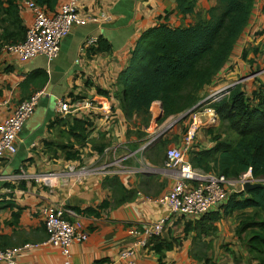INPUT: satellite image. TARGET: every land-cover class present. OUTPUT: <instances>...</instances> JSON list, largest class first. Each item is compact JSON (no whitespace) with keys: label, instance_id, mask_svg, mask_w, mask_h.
I'll list each match as a JSON object with an SVG mask.
<instances>
[{"label":"crops","instance_id":"crops-1","mask_svg":"<svg viewBox=\"0 0 264 264\" xmlns=\"http://www.w3.org/2000/svg\"><path fill=\"white\" fill-rule=\"evenodd\" d=\"M217 5L218 0H198L194 13L182 16L177 11V0H85L82 4L84 12L104 10L112 14L113 19L100 24L89 22L74 26L62 40L60 53L54 60L49 61L39 55L24 61L13 53L0 50V122L12 113L16 105L35 93V84L29 88L23 86L31 73L40 70L46 72L48 77L47 83L40 89L45 93L40 97L34 115L27 120L18 135L16 154L0 161V197L11 200L22 209L17 224H11V214L18 207L0 210V234L6 237L3 241L8 243V247L21 248L15 254L18 262L60 264L62 261L61 250L48 242V232L40 211L44 205L53 203H64L74 210L76 215L71 220L80 221L82 228L89 234L87 240L73 243L71 259L74 264H122L123 261L117 259L118 253L143 237L130 231L142 229L163 216H168V220L160 236L136 248L133 258L139 264H214L213 249L226 248V244L222 247L221 238H217L226 225H230L225 228H228L232 239L240 243L245 238V234L241 237L236 234L239 221L232 222V218L238 214L236 212L217 223V234L203 237L199 241L200 245H197L194 232L185 233V224L196 219L173 214L168 206L155 201L170 192L177 182L174 168L166 166V152L170 147L183 146L184 129L188 127L190 117L171 126L166 132L173 130L168 135L169 139L160 146L159 137L156 138L158 134L183 114L170 116L163 123H158L163 115L160 101H155L151 106L152 117L148 127L143 126L141 117L127 118L115 98L110 100L117 115L110 121L97 109L83 108L75 113L60 115L56 107L60 99L72 101L70 93L102 97L96 92L98 86L114 92L117 89L114 85L116 78L128 65L131 51L145 29L158 22H167L172 26L189 25L200 17L207 18L208 10ZM21 14L28 27L32 22V11L22 7ZM88 35L104 37L112 44V51L81 53V44ZM244 48H248V58L255 57L257 64L254 68L260 67V72L252 75L253 72L247 83H238L255 87L257 79L264 80V0L255 1L238 52L207 88L205 95L229 84L227 82L237 74L251 73L249 61L242 58ZM254 48L259 50L257 55ZM222 75L223 81L219 82ZM68 115H85L91 119L94 130L92 137L96 144L108 142L103 154L92 149L91 145L84 147L81 149L83 161L80 164L75 160H67L60 149L54 151V145H46L45 140L53 141L54 144L67 142V137L60 135V127L51 129L49 124L57 117ZM199 130L191 150L214 145L211 134L207 132L209 129L205 130L207 134ZM102 133H105V137H101ZM144 133L147 135H142ZM111 154L114 158L112 171L98 173L96 169ZM70 166H75V170L85 168L88 171L72 173L69 172ZM20 169L32 177L54 173V184L49 186L31 178L26 181V189H21L17 182L9 178ZM104 201L107 205L103 208L101 205ZM88 207L97 210L77 211ZM154 239L168 242L171 249L164 248L158 253L151 247ZM209 242L212 246L206 250L205 246ZM197 250H200L202 259H198ZM249 255L245 245H235L228 250L230 259L226 264H253L255 261Z\"/></svg>","mask_w":264,"mask_h":264},{"label":"trees","instance_id":"trees-1","mask_svg":"<svg viewBox=\"0 0 264 264\" xmlns=\"http://www.w3.org/2000/svg\"><path fill=\"white\" fill-rule=\"evenodd\" d=\"M35 1L51 12L57 10L62 0ZM197 1L177 0L178 13L182 16L193 14ZM255 1L218 0V5L208 10L207 18L200 17L195 23L172 26L167 22H158L148 27L137 39L128 65L119 72L114 84L117 89L110 92L98 86L97 94L115 98L127 118L141 117V123L146 127L149 126L152 117L150 109L155 101H160L163 110L158 123H163L170 116L187 112L208 95H205L207 88L238 52L243 34L250 23ZM21 9L20 0H0V50L5 44L19 43L25 39L27 24ZM111 51L112 44L100 36L98 43L90 47L86 54ZM258 52V48H254L256 55ZM247 55L248 48H244L242 58L249 61L253 73L257 68H254L257 60L255 57L248 58ZM47 81V73L39 70L31 73L23 86L29 88L35 84L34 90L37 92ZM257 81L255 87L237 83L229 89V94L210 104L217 115L227 122L228 129L238 137L231 141L222 140L221 134H215L213 129L207 130L214 145L209 148L190 149L188 157L193 166L206 172L223 174L228 178H239L249 170L254 179L264 178V80ZM248 89L251 93L247 92ZM69 97L72 102L75 99L88 98L74 93H70ZM112 106L113 112L107 121L117 115L113 104ZM101 114L104 117L102 112ZM189 115L181 121L186 120ZM188 120L190 121V118ZM56 126L60 127V135L67 137V142L54 144L53 141L45 140V143L47 146L54 145V151L60 149L69 161L75 160L81 164V149L89 145L99 154H103L108 147V142L96 144L92 137L93 122L85 115L57 117L49 124V128L54 129ZM62 126L64 128H61ZM172 131L158 138L160 146L165 145ZM104 135L105 133L101 134V137H105ZM18 185L19 188L26 189L27 182L22 181ZM106 205L104 201L101 207ZM7 207L14 209L18 206L11 200L0 197V210ZM96 210L93 207L77 209L78 212ZM21 212L20 207L18 210H12L11 224L18 223ZM236 212L239 218L237 236L245 234V246L255 261L253 264H264L263 188H255L249 192H233L218 209L195 221L187 222L185 233L194 232V240L200 245L199 241L203 237L217 234V223L220 220L231 217ZM5 238L0 234L2 248L8 247V243L3 241ZM151 243V247L158 253L164 248L171 249V244L166 241L154 239ZM211 246V242L207 243L206 250ZM196 252H199L198 259H202L200 250Z\"/></svg>","mask_w":264,"mask_h":264},{"label":"built area","instance_id":"built-area-1","mask_svg":"<svg viewBox=\"0 0 264 264\" xmlns=\"http://www.w3.org/2000/svg\"><path fill=\"white\" fill-rule=\"evenodd\" d=\"M84 1L62 0L56 11L48 12L35 0H21V6L32 11V22L27 27L26 37L23 41L5 44L2 49L15 54L24 61L39 55L45 56L49 61L54 60L60 53L62 40L71 32L74 26H83L89 22L100 24L113 19L112 14L104 10L96 13L84 12L82 9ZM98 40V36L88 35L81 44L80 52L86 54L90 47L98 43ZM232 86H224L211 91L204 98L206 101L203 105L204 107L209 105L210 108L205 110H198V108L190 113V123L184 134L183 146L170 147L166 152V166L174 168L177 174V182L170 192L155 201L168 206L173 214H182L191 219H199L223 205L233 191L231 187L236 185L235 182L223 174L206 172L193 166L187 156L199 128L203 125L213 124L218 119L215 109L210 104L225 96ZM44 93V90L35 92L28 99L16 105L12 113L0 122V161L16 154L18 135L27 120L34 115L39 99ZM56 107L60 115L75 113L83 108H91L99 109L104 117L108 119L113 112L111 100L105 96L75 99L73 102L69 99H60L57 101ZM113 160H110V162L105 160L96 171L104 174L111 172V167L114 165ZM81 170L88 171L85 168L75 170V166L69 167V172L72 173L81 172ZM248 173L252 174L251 170ZM55 176L54 173L47 172L32 177L24 169H20L19 172H15L9 178L17 183L34 178L40 183L52 186ZM246 180H248L247 175L244 176L242 183L244 184ZM40 211L48 232V242L61 250L63 259L60 264H74L71 259L73 243L85 241L89 235L82 228L80 221L71 220L76 212L64 203L47 204ZM167 220L168 216H163L146 224L142 229H132L131 233L143 237L132 246L119 252L117 259L123 261L122 264H139L133 258L136 248L147 245L151 238L160 236ZM20 249V247H0V264H30L21 263L15 259V254ZM105 264H115V262Z\"/></svg>","mask_w":264,"mask_h":264},{"label":"rangeland","instance_id":"rangeland-1","mask_svg":"<svg viewBox=\"0 0 264 264\" xmlns=\"http://www.w3.org/2000/svg\"><path fill=\"white\" fill-rule=\"evenodd\" d=\"M20 2H21V0H20ZM262 65L263 64H261L260 66L262 67ZM259 72H260V67H257L253 74L252 73L247 74V72H243L242 74H237L236 77L235 78H232L231 80H229V82H227L229 84H227L225 86L235 85L238 82L247 83V81H248V79H249L250 76H252L254 74H257ZM262 75L264 76V74H262ZM218 80H219V82H222L223 81V75ZM245 88L247 89V87H245ZM247 92L248 93H251V90L248 89ZM227 94H229V92ZM99 98H101V97H99ZM202 106H200L201 108L198 107L199 109L198 108L197 109L198 110H205L206 108H210L209 105H207L206 107H204V106L202 107ZM200 128L201 129L199 131H201V132L204 131V132H202L203 134H207V132H205L206 129H213L215 131V134H217V135H220L221 134L222 140L225 139V140H230L231 141V140H235L238 137L236 135V133H234L233 131H231V130L228 129L227 122L226 121H223L220 118V116H218V119L213 124H209L207 126L206 125L205 126L203 125ZM186 129L187 128H185L184 130H186ZM95 142H96V140H95ZM112 158H113V156L111 154V156L109 158H106V159L104 158V160L110 162V160H113L114 159V158L113 159ZM245 175H247V178L248 179H252L254 181H259V182L264 183V178H262V179H254L253 176H252V174L246 172V173L242 174L239 178H229L231 181H233V182L236 183L235 186H232L231 187L233 191L230 194H232L233 192H239V191H241L243 189L242 180L244 179V176ZM247 211L250 212L251 210H247ZM238 221H239L238 215H236V216H234L232 218V222L233 223H237ZM228 226H230V225H226L225 227H228ZM225 227H224V231L222 232V234H220V236H219V234L217 235V238L218 237L221 238V245H222V247H223L224 244H226V248H228V249H226V248L225 249L218 248L217 250L216 249H213V251H212V258H213L214 264H217V263L226 264V262H228V259H230V257H228V250L229 249H232L235 245H238V244L245 245V240H246L245 238L242 239V240H240V243H238V241H235L234 238L232 239V236L230 235L228 228H225ZM216 241H217V239H216ZM229 241H232V242H229ZM222 256H223V258H222ZM249 257L251 258L250 255H249Z\"/></svg>","mask_w":264,"mask_h":264},{"label":"water","instance_id":"water-1","mask_svg":"<svg viewBox=\"0 0 264 264\" xmlns=\"http://www.w3.org/2000/svg\"><path fill=\"white\" fill-rule=\"evenodd\" d=\"M90 97H91V96H90ZM205 101H206V100L203 99V100L200 101L198 104H196L192 109L188 110L187 112H185L184 114H182L181 116H179L178 118H176L175 120H173L170 124H168V126H167L164 130H162V131L158 134V136H157L156 138H158V137L162 136L164 133H166V132L169 130V128H170L171 126H173L176 122H178L179 120H181L183 117L189 115L193 110H195V109H197L198 107L204 105V102H205ZM162 113H163V112H162ZM161 115H162V114H161ZM255 188H263V189H264V183L259 182V181H253L252 179H248V180H246V181L244 182V184H243V189H242V190H244V191H246V192H249V191H251V190H253V189H255Z\"/></svg>","mask_w":264,"mask_h":264},{"label":"clouds","instance_id":"clouds-1","mask_svg":"<svg viewBox=\"0 0 264 264\" xmlns=\"http://www.w3.org/2000/svg\"><path fill=\"white\" fill-rule=\"evenodd\" d=\"M233 86H234V85H233ZM152 140H153V139H152ZM152 140H150V142H149V143H151V141H152ZM153 141H154V140H153Z\"/></svg>","mask_w":264,"mask_h":264},{"label":"bare ground","instance_id":"bare-ground-1","mask_svg":"<svg viewBox=\"0 0 264 264\" xmlns=\"http://www.w3.org/2000/svg\"><path fill=\"white\" fill-rule=\"evenodd\" d=\"M156 112V111H155Z\"/></svg>","mask_w":264,"mask_h":264}]
</instances>
